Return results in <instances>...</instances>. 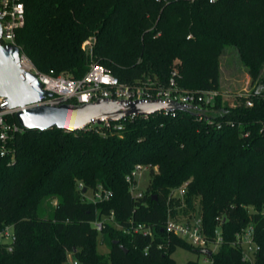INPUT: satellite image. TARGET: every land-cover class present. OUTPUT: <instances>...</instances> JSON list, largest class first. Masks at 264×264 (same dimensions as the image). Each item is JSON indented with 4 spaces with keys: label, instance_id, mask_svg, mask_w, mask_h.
Wrapping results in <instances>:
<instances>
[{
    "label": "trees",
    "instance_id": "16d2710c",
    "mask_svg": "<svg viewBox=\"0 0 264 264\" xmlns=\"http://www.w3.org/2000/svg\"><path fill=\"white\" fill-rule=\"evenodd\" d=\"M24 3L18 45L44 75L81 79L95 62L130 85L150 80L166 87L177 70L181 89L219 91L221 58L231 49L252 82L264 84V0ZM238 101L231 107L218 98L214 125L179 111L137 118L121 136L58 129L19 134L15 160L0 159V231L12 226L16 237L13 252L0 245V264H66L70 256L80 264H178V248L203 253L167 233L168 214L183 219L195 213L196 202L210 239L218 218L225 220L211 264H248L231 244L251 224L262 248L256 264H264V91ZM138 165L150 166L153 179L146 195L134 199L126 177ZM188 182L191 212L184 214L170 194ZM80 183L113 196L89 202ZM53 198L56 206L47 213L41 202ZM112 214L117 225L134 221L155 236L127 235L113 222L99 231L94 223ZM99 238L108 256L99 253Z\"/></svg>",
    "mask_w": 264,
    "mask_h": 264
},
{
    "label": "built area",
    "instance_id": "2783aa9c",
    "mask_svg": "<svg viewBox=\"0 0 264 264\" xmlns=\"http://www.w3.org/2000/svg\"><path fill=\"white\" fill-rule=\"evenodd\" d=\"M161 2L163 0H156ZM218 0H210L215 3ZM26 25V9L24 0H0V40L3 45H12L20 49V66L24 72L35 74L45 91L53 94L52 97H46L44 101L36 106L43 105H60L63 103L70 104H89L96 103L100 100L104 101H125L127 103H148L151 101H158L164 104L175 103L183 106L186 111L196 117L198 121H207L210 124H215L214 114L215 106L218 98L224 95L220 91H191L181 89L178 85L177 79L179 77L178 71L174 70L166 87H154V83L150 80L148 82H140L134 85L122 83L115 77L109 69L93 62L81 79H73L65 75H44L40 73L29 57L23 52L20 45H18V33ZM93 40L87 41L85 46L91 52L93 47ZM248 98V97H247ZM245 105L252 108L254 103L247 99ZM233 107L234 105H231ZM19 110L9 108V102L5 98H0V159L15 160V149L13 143L16 137L23 133L25 129L14 121L16 113ZM177 110H163L156 114L176 116ZM183 112V111H180ZM155 114V115H156ZM153 116V115H151ZM151 116L132 115L125 117L118 122L109 120H102L100 124L92 121L91 125L85 127L82 131L96 132L101 136L108 135H122L127 124L133 122L137 118ZM235 127L234 123H229ZM222 124L217 125V129H222ZM264 127V126H263ZM248 137V134H245ZM156 169V168H155ZM144 171L151 172L150 166L138 165L126 177V182L129 185L130 194L134 199H141L146 195V191H140L138 188V179L142 176ZM189 182L185 183L180 188L174 189L170 194L171 200L181 201L185 204L188 193ZM79 190L86 193L85 186L80 183ZM87 191V189H86ZM85 196V195H84ZM92 203H101L109 201L113 194L99 186L97 190L92 191ZM264 215V210H263ZM114 215L105 219H98L94 225L101 231L105 222H113ZM224 218H218V226L214 233V239H210L203 221L201 210L195 212L190 216H184L183 219L174 217L172 211H169L166 231L168 234L174 235L193 248L199 251H209L215 254L219 247L223 244L222 224ZM114 223V222H113ZM116 227L127 235H143L144 237H154V229L143 224H136L134 221L130 222L129 227H122L114 223ZM16 237L14 228L12 226L6 227L0 231V245L6 247L8 252H13ZM233 248L241 253L242 260L248 264H256L258 255L262 252L261 246L256 242L254 225H249L239 232L234 242L231 244ZM162 248V245L160 246ZM205 256V263L211 264V256ZM73 264H80L77 260Z\"/></svg>",
    "mask_w": 264,
    "mask_h": 264
},
{
    "label": "water",
    "instance_id": "95a60500",
    "mask_svg": "<svg viewBox=\"0 0 264 264\" xmlns=\"http://www.w3.org/2000/svg\"><path fill=\"white\" fill-rule=\"evenodd\" d=\"M20 55L21 51L18 47L3 45L0 40V98H5L9 102L10 109L19 110L16 119L26 131L46 132L58 129L78 132L90 126L92 121L98 124L102 120L118 122L132 115H155L165 109L186 111L179 104H164L158 101L127 103L100 100L96 103L79 105L65 102L55 106H36L53 94L44 90L35 74L21 69ZM203 254L212 255L206 250Z\"/></svg>",
    "mask_w": 264,
    "mask_h": 264
},
{
    "label": "rangeland",
    "instance_id": "374dc122",
    "mask_svg": "<svg viewBox=\"0 0 264 264\" xmlns=\"http://www.w3.org/2000/svg\"><path fill=\"white\" fill-rule=\"evenodd\" d=\"M92 41L93 39L90 38L89 41ZM68 76L69 75H65ZM261 76L264 78V70L261 73ZM222 95H224V100L228 102L231 105L237 104L239 101V98L242 97H249L251 96L254 92L262 93L264 91V84H258V83H253L251 80V77L247 73V70L245 67L242 65V63L239 60V57L237 53L233 50H228L224 54V56L221 58V86L220 90ZM157 168L155 169V171ZM153 175L149 171H144L142 173V176L138 179V188L140 191L145 192L152 182ZM84 199L87 201H91L93 196H92V191H87V193L84 194ZM177 200H175L176 202ZM42 207L47 213H51L54 207L56 206L57 199H44L42 202ZM177 203V202H176ZM196 210L200 211L201 210V204L200 202H196ZM187 204H180L176 210H182L185 214L191 212V208L188 206L187 210ZM186 209V210H184ZM173 212V211H172ZM98 251L99 253L108 256L110 254V248L108 245L104 244L102 242V239H98ZM173 258L178 264H187L188 262L191 261H198L201 264H206L205 263V256L200 253L188 251L182 248H178L176 252L173 255ZM75 261V258L73 256L69 257V260L66 264H73Z\"/></svg>",
    "mask_w": 264,
    "mask_h": 264
}]
</instances>
